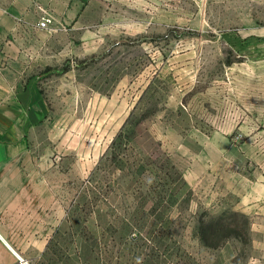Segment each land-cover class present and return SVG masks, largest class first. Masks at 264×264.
<instances>
[{"label":"rangeland","instance_id":"rangeland-1","mask_svg":"<svg viewBox=\"0 0 264 264\" xmlns=\"http://www.w3.org/2000/svg\"><path fill=\"white\" fill-rule=\"evenodd\" d=\"M83 2L29 60L53 211L115 264H264V0Z\"/></svg>","mask_w":264,"mask_h":264},{"label":"crops","instance_id":"crops-1","mask_svg":"<svg viewBox=\"0 0 264 264\" xmlns=\"http://www.w3.org/2000/svg\"><path fill=\"white\" fill-rule=\"evenodd\" d=\"M66 1L64 22L84 6ZM47 2L0 0V264H115L101 257L102 231L86 222L71 230L52 209L48 179L37 177L35 134L51 110L29 60Z\"/></svg>","mask_w":264,"mask_h":264},{"label":"trees","instance_id":"trees-1","mask_svg":"<svg viewBox=\"0 0 264 264\" xmlns=\"http://www.w3.org/2000/svg\"><path fill=\"white\" fill-rule=\"evenodd\" d=\"M217 230H218L217 226L213 227L212 225H207V226L200 225L198 230L200 240L204 244L213 245L214 242L210 241V239L215 236Z\"/></svg>","mask_w":264,"mask_h":264},{"label":"built area","instance_id":"built-area-1","mask_svg":"<svg viewBox=\"0 0 264 264\" xmlns=\"http://www.w3.org/2000/svg\"><path fill=\"white\" fill-rule=\"evenodd\" d=\"M52 15L45 9H41L39 19L37 21V26L41 29H48L52 23Z\"/></svg>","mask_w":264,"mask_h":264}]
</instances>
